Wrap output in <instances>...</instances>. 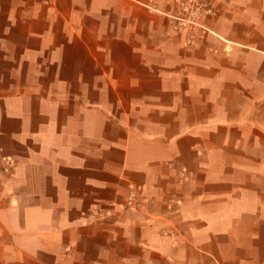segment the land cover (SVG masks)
I'll return each mask as SVG.
<instances>
[{"label":"crops","instance_id":"1","mask_svg":"<svg viewBox=\"0 0 264 264\" xmlns=\"http://www.w3.org/2000/svg\"><path fill=\"white\" fill-rule=\"evenodd\" d=\"M196 1L0 0V264H264V0Z\"/></svg>","mask_w":264,"mask_h":264},{"label":"built area","instance_id":"2","mask_svg":"<svg viewBox=\"0 0 264 264\" xmlns=\"http://www.w3.org/2000/svg\"><path fill=\"white\" fill-rule=\"evenodd\" d=\"M183 10H190L195 14H200L202 12H209V10L206 9L205 4L198 2L196 0H183ZM0 168L4 171V172H8L10 166H2L0 164ZM137 203V195L136 192L132 191L129 193L128 197H127V205L128 206H133Z\"/></svg>","mask_w":264,"mask_h":264}]
</instances>
